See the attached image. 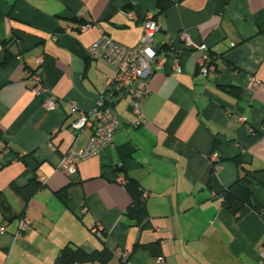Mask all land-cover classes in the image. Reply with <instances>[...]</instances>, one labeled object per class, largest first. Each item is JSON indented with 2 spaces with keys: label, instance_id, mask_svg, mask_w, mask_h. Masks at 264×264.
<instances>
[{
  "label": "crops",
  "instance_id": "obj_1",
  "mask_svg": "<svg viewBox=\"0 0 264 264\" xmlns=\"http://www.w3.org/2000/svg\"><path fill=\"white\" fill-rule=\"evenodd\" d=\"M148 13L165 64L149 78L144 121L116 98L113 143L67 174L60 156L92 131L72 124L116 73L87 47L102 33L136 45ZM183 31L206 45L213 72L196 69L201 52L185 47ZM34 72L57 100L49 111L30 91ZM251 75L258 84L249 86ZM263 124L264 0H0V264H56L67 245L112 254L73 264H155L157 255L166 264H264ZM246 172L260 211L233 215L222 196ZM128 179L143 191L140 224L126 215ZM33 181L39 188L24 200L16 188ZM20 217L30 227L15 237Z\"/></svg>",
  "mask_w": 264,
  "mask_h": 264
},
{
  "label": "built area",
  "instance_id": "obj_2",
  "mask_svg": "<svg viewBox=\"0 0 264 264\" xmlns=\"http://www.w3.org/2000/svg\"><path fill=\"white\" fill-rule=\"evenodd\" d=\"M130 17H134L132 11H128ZM142 32L136 45L128 46L113 40L111 37L102 33L87 47V56L91 59L104 58L116 67L115 75L106 83L105 93L100 94L92 109L86 113L82 112L79 118L73 122L74 129H84L88 125L92 126V131L85 145L78 149H68L58 161L57 168L67 174H74L80 161L97 155L103 149L109 147L114 141V135L119 125V119L113 111L111 105L116 98L124 97L136 117V124L144 121L143 103L148 94V81L151 74L164 67L165 58L159 55V50L153 46L154 34L159 30V24L151 13L145 15L141 20ZM88 25H81L85 29ZM180 37L186 48L199 49L201 55L197 61V70L207 75L215 70L214 64L206 53L207 47L204 43L196 45L183 31ZM36 61L41 63L42 57H37ZM173 72H180L179 60H175L172 65ZM30 78L33 85L30 91L34 95L41 96L42 107L49 111L57 105L56 98L49 92L48 88L42 83L37 73H32ZM259 80L251 75L249 86L258 84ZM243 120V119H242ZM264 129V124L262 125ZM212 158L215 160L217 154ZM123 181L122 178L119 179ZM83 210L86 207L82 208ZM6 221L0 225V232H3ZM30 227V221L26 217L18 219L17 228L14 236H21ZM93 230L102 235V227L95 226ZM119 256L123 259L127 257L125 251H120ZM155 264H166L163 255H157Z\"/></svg>",
  "mask_w": 264,
  "mask_h": 264
},
{
  "label": "trees",
  "instance_id": "obj_3",
  "mask_svg": "<svg viewBox=\"0 0 264 264\" xmlns=\"http://www.w3.org/2000/svg\"><path fill=\"white\" fill-rule=\"evenodd\" d=\"M168 5V4H167ZM238 166H241L239 159H235ZM127 189L131 195V203L128 207L126 215L134 220L136 224H140L147 216L145 208V200L142 189L136 181L128 179L126 181ZM39 188L37 182H30L24 187L16 188V191L21 194L24 200H28L30 196ZM223 207L231 214H237L245 205H249L257 211H260L258 203L252 197L250 191V179L247 177V172L238 176L223 193ZM144 225H148L145 222ZM150 248L158 246V243L147 245ZM112 257V254L104 247L100 250L87 253L79 247L65 246L56 258V264H73L75 262H107Z\"/></svg>",
  "mask_w": 264,
  "mask_h": 264
}]
</instances>
